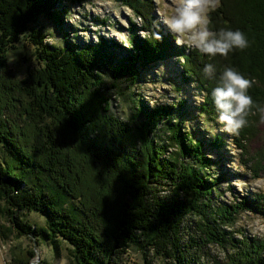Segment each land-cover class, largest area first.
Masks as SVG:
<instances>
[{
	"label": "trees",
	"instance_id": "trees-1",
	"mask_svg": "<svg viewBox=\"0 0 264 264\" xmlns=\"http://www.w3.org/2000/svg\"><path fill=\"white\" fill-rule=\"evenodd\" d=\"M121 1L140 18L153 9L152 0ZM230 1L220 0L210 13L209 27L231 26L227 9L232 16L242 12L249 16L240 28L248 47L235 53L244 62L238 71L253 78L256 106L250 112L258 116L264 106V0ZM56 2L0 0V240L7 241L10 233L25 236L48 243L55 253L64 241L70 246L72 264H122L131 247L142 252L144 264H201L198 258L207 242L221 247L229 242L228 264H264V235L228 239L222 229L243 210L264 218V193L231 203L219 200V179L208 171L212 164L203 154V142L181 132V121H173L174 115L186 113L184 100L175 109L147 110L139 104L123 120L110 111L104 93V72L133 83L138 61L180 55L182 78L203 92L200 110L215 116L208 93L216 77L213 81L204 77L197 61L216 67V57L175 45L173 35L171 40L165 35L145 43L135 30L129 38L132 47L122 54L114 41L103 37L98 43L65 38L63 44H47L35 22L43 16L59 24ZM155 21L146 25L160 32ZM22 37L34 46L38 65L18 77L9 68L6 53ZM248 124L234 136L240 160L251 137ZM163 126L170 136L166 144L160 142ZM209 144L214 150L224 145L220 135ZM168 145L175 147L177 156H164ZM241 161L254 177L264 174V164L253 167ZM166 186L170 193L158 194ZM32 211L43 217V225L27 219L26 212ZM188 220L199 234L184 240ZM148 252L151 258L145 259ZM33 255L29 249L27 256L12 255L7 264H28ZM152 257L161 261L154 263Z\"/></svg>",
	"mask_w": 264,
	"mask_h": 264
},
{
	"label": "rangeland",
	"instance_id": "rangeland-1",
	"mask_svg": "<svg viewBox=\"0 0 264 264\" xmlns=\"http://www.w3.org/2000/svg\"><path fill=\"white\" fill-rule=\"evenodd\" d=\"M228 1L231 2L230 0H227V2ZM107 2L108 0H57L56 11L59 12L61 16V22L56 24L49 18L38 16L35 23L41 26L42 33L46 35L44 41L47 44H63L65 38L77 39L79 42L87 40L97 42L99 37H103L111 39L118 45V54H122L129 50L122 46L120 36L123 34L130 38L133 30H135L142 39L144 38L145 43L151 44L155 41L153 38L155 29L151 30L150 27L146 25L148 20L152 22V20L155 21L154 19H156L154 24L157 25L160 31V39L167 35L171 40L170 37L172 34L169 33L163 24L159 23V14H167L170 10L169 0H152V12H148V14L142 18L136 16V13L121 0H116L113 5L115 11L109 12L106 8ZM261 5L262 1L259 6L261 7ZM226 13L230 15L229 24H231V26L229 27L232 28H241V26L250 19L249 16L243 12L242 14L236 13V16H232L227 9ZM48 27H51L52 30L47 29ZM223 27H228V23ZM64 34L67 36L64 37ZM249 40V43L253 44L254 39L250 38ZM173 41L174 39L172 42ZM235 52L234 50L229 53L226 60L225 58L221 59V57L216 56L215 60L218 65L216 66L217 72L227 64L233 66L237 71L244 68L241 67L244 62H240ZM10 57L12 58L11 60ZM177 58L182 59V63L179 62ZM6 59L9 68L18 77L24 74L27 67H36L38 65L34 46L23 37L15 45V48L12 50L10 49L6 53ZM183 61V57L180 55L171 56L166 60L159 59L145 62V64H141L138 61V63H136L137 80L135 82L133 81V83L130 81V78H126L125 76L113 77L109 73H106L107 71L104 72V93L109 97L110 111L120 119L126 120L137 111L139 104H142L147 110H152L157 106H173L175 109L178 107V102L184 100L186 113L181 117H175L174 115L173 121H181V132L191 135L194 139H199L203 142V154L207 159L211 160L212 164L208 171L219 179V188L216 191L219 195V200L231 203L235 200H239L242 196L253 199L254 195L264 193V191L256 190L251 187L252 182L258 178H264V174L262 173L254 177L250 168L243 163L244 161H241L245 160L248 165L252 166L264 164V123L260 122L259 115L255 116L253 111L250 112L251 116L248 121L249 130L251 129V131H254H250L251 137L246 142L247 153H244L243 159L240 160V150L235 146L234 136L219 130L214 115L200 110L199 105L203 100V92L196 88L195 82H189L182 78ZM197 62L200 63L198 67L199 70L202 69L204 60L201 59ZM238 63H240L239 67ZM158 65H163L162 72L154 71V69H157ZM201 71L202 70H200V72ZM248 71L250 72L251 70ZM251 73H253V71H251ZM253 74L256 73L254 72ZM213 79L214 78H212V81ZM183 80H185V82ZM251 80H253V78ZM156 91H159L164 100L163 102L157 101L155 105L149 106V101L155 99L153 93ZM256 91V88L251 85L248 89V94L253 97ZM177 97L179 98L177 99ZM262 99H264V90H262ZM256 104H260V102ZM253 105L254 107L256 106L255 104ZM262 108H264V106H262ZM159 124L161 125V123ZM166 127L167 126L161 127L159 131V134H161L160 142L162 143H165L167 140L170 141L169 132ZM215 135H220L224 143L218 150L212 149V146L209 144V141L213 140ZM175 155L177 156V151H175L173 145L169 147L168 150H165V157H172ZM259 157L261 158L260 160ZM187 159L189 161L190 158ZM187 159H185V161ZM239 181H244L246 185H249V187L245 188L243 194L236 188V184ZM161 193L169 194L170 188L166 186L165 190L160 189L158 194L161 195ZM26 217L32 223L43 225V217L34 211L26 212ZM192 219L194 220L195 216H192L191 220ZM237 220H243L247 224H251L256 220L264 221V218L260 214L250 212L249 210L241 211V213L233 216V221L230 225L222 227L227 233L228 239L237 238L240 240L243 236L249 238H262L263 235H253L251 229L248 227H236L235 222ZM187 223L189 224H187V229H185L186 233L183 236L184 240H186L189 235L195 237L199 234L197 228L193 224L190 226V220H188ZM9 235L10 237L7 241L0 240V264H7L12 255L27 256V251L29 249L33 250V257L38 254L40 261L44 260L47 264H72V256L69 253L70 246L64 241L59 243L58 251L55 253L53 248L43 241L36 243L35 241H30L25 236L15 237L12 233ZM230 253H232V249L229 242L225 243L224 247L207 242L203 251L200 253L198 262L201 264H214V262L217 261L220 262V264H228L231 263V260L228 258ZM122 258V264H144L142 252L133 247L129 248ZM146 258H151L150 252H148L145 259ZM228 259L230 261H228ZM152 261L157 263L161 261V258L152 257Z\"/></svg>",
	"mask_w": 264,
	"mask_h": 264
},
{
	"label": "clouds",
	"instance_id": "clouds-1",
	"mask_svg": "<svg viewBox=\"0 0 264 264\" xmlns=\"http://www.w3.org/2000/svg\"><path fill=\"white\" fill-rule=\"evenodd\" d=\"M115 2L116 0H108L106 8L109 12L115 11L113 7ZM169 2L170 10L167 14H159V23L174 36L175 45L188 50L195 49L208 58L228 57L234 50H243L248 47V39L240 28L212 29L209 27L210 13L220 6V0H169ZM47 29L52 30L51 27ZM153 37L155 40L161 38L158 31L153 32ZM120 41L124 48L132 47L126 35L122 34ZM177 59L182 63V59ZM154 71L162 72L163 65H158ZM202 73L207 78L217 77L216 84L210 89L208 96L215 110V122L219 130L233 136L238 135L239 131L247 125V117L254 104L252 97L248 94V89L254 81L230 65L223 66L217 74L215 65L206 62ZM153 95L155 99L149 101V106L155 105L157 101L163 102L164 98L159 91L154 92ZM259 120L264 123V108L259 109ZM246 187L249 185H246L244 181L236 184V188L242 194ZM251 187L264 191V178L254 180ZM161 195L166 196L167 193H161ZM235 226L248 227L253 235H264V221L261 220L253 221L251 224L237 220ZM28 264H40L39 255L29 259Z\"/></svg>",
	"mask_w": 264,
	"mask_h": 264
}]
</instances>
